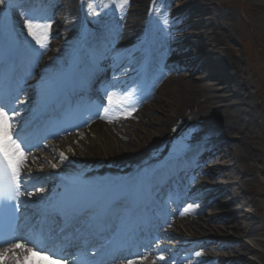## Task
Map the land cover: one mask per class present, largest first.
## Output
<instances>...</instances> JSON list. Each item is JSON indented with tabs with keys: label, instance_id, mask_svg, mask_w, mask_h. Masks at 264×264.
Returning <instances> with one entry per match:
<instances>
[{
	"label": "rangeland",
	"instance_id": "obj_1",
	"mask_svg": "<svg viewBox=\"0 0 264 264\" xmlns=\"http://www.w3.org/2000/svg\"><path fill=\"white\" fill-rule=\"evenodd\" d=\"M13 1L14 0H5V3H0V10H2L0 11V42L4 43L0 45H2L6 51H10V49L13 48V51L10 52V56L13 54L12 58L15 60L17 58V53L14 49L15 44L20 43L24 46H33L34 48L37 47L31 40V37L27 35V30L23 26L24 17L21 15V13L27 11L36 15H41L43 12H47L46 14H49L52 12V10L31 11L28 10L29 7L26 5L20 13L19 9L12 4ZM71 1L75 7H77L78 15L80 17L78 18V23L75 26L74 35L75 49L78 52H81L82 48L86 46L92 50L91 53L97 52L96 55L101 57L102 60L107 55L118 56L120 54L123 55L122 58H124V60L127 56H132L133 58V53L138 50V47H141V45L138 43L130 46L126 51H124L123 49L117 47V37L111 41V44L106 43L102 45V43L99 42L101 40L95 39L94 37H92L93 39L89 38V33L83 31L82 29L83 24L80 22V20L81 18L88 15L89 12L93 13L99 9L103 10L104 8V10H108L106 12L107 15L110 12L117 15L121 13V10L115 9L113 0ZM205 1V7L211 8L212 11L220 14L219 17L216 18V23L222 27L221 30L225 32V36L228 38L226 39L225 43L220 45V51L215 53V48L207 49L201 46L207 35L204 34L205 28L201 27V25H197V23L200 20H207V14L193 18V20L187 24V27L185 26L182 31L178 32L179 34L177 33L175 35L172 45L176 46L180 56L190 63L188 70L186 69V74L191 84L199 89L210 88L213 90L214 94L223 93V82L218 81V72L216 71L214 73L211 70L212 66H214L213 64H215V59L218 60L221 58V56L226 55L241 63L240 76L241 79L248 84L249 93L254 100V114L258 117V121L255 122H250L247 120L240 122L243 124L242 129H244V136L247 138V145L252 152V161L256 162V168L250 173L249 176L250 179H252V183L249 185V189H245L244 192L249 198L255 197V203L251 199H248V201L245 202L237 198L240 194L239 190L235 189V187H232L236 181V178H234L233 171H229V169H219L218 173H228L230 176H232L230 179L227 180L226 178H221V181L218 182L216 186L204 187L203 184H199V186L195 188L194 183L196 182H193L194 180L191 177L193 176V173H197V166H200V164H203V162L190 168L186 178H182L181 180L182 185L183 183L186 185L184 192L189 193L186 195V197L196 190L195 194H193L194 199L186 203H189L188 205L194 206L195 212L192 211V213H190L193 218L192 221L187 220L189 216H185V213L183 214L182 208L180 211L178 209V212H174V201L171 196L155 192L154 189L150 190V188L155 187H153L151 183L145 179V177L139 176L138 181L133 179L131 183H136L130 186H134L132 188V194H135L138 197L141 196L140 199L144 204L148 202V204L155 208L152 211L157 212L158 210L168 217L166 221L158 223L157 229L159 231H165L167 228L171 229L169 232H165V235L163 234L164 237H162L159 242L153 244L155 246L152 247V255L158 254L164 257L162 254H167V256H170V253H174L175 255L180 256L184 255L186 252H199L206 249L207 244H202L201 242L203 241L211 242L212 239L216 241L222 240L235 242L237 240L243 239L248 244L254 246L257 253L261 256V258H257L250 254V258H252L256 264H264V245H256L257 239L264 240V0ZM117 2H119V0H117ZM180 4H182V0H150L149 4L145 7V11L142 12L141 15L143 23H148L152 29L150 32V44L151 41L154 42V40L156 41L163 39V31L170 29L175 30L170 24L172 20L176 22L177 27L184 23V19L182 17L178 24L173 15V12ZM102 5L106 7H103ZM109 5L113 6L109 7ZM134 6L135 1L128 0V4L123 10L128 12V15H132L131 9L132 7L134 8ZM53 13L54 18L50 21H47L55 25L56 29V32L50 34L51 37L49 40L51 42H47L49 45L46 49H37L36 52H33L34 58L30 62L31 64H29V66H32V68L29 71L26 70V74H22L21 81L19 83H17L18 81L13 80V77L10 76L12 77L11 83L13 84L14 94L12 97L4 98L3 103L6 106V110L15 109L18 112V115L15 117L17 121V130L25 128V126L28 124L25 134L31 132V135H35V133H37L40 139L44 138V136L40 133L41 118H39L38 113L41 110V106L46 103L44 101H53L52 108H56L59 105L62 106L69 103L71 100V88L64 87L62 84H56V80L60 79L61 76L59 77L57 74L52 72L43 77L41 73L43 70H45L42 69L43 61L41 60L52 62L50 65L55 64L56 68L61 66L62 72L65 71V58L61 59L60 56L63 54L64 41H62V36L65 35L69 29L67 28L69 19L65 16L63 17L59 13ZM107 19L110 24L115 22V19L113 20L110 18V16H107L106 22ZM91 20L93 21V19ZM11 21L14 23L13 28H2L4 26H8L7 24ZM207 24L210 23L208 22ZM91 26L98 28L93 24H91ZM102 41L104 42L105 39ZM187 41L190 42L189 45H187ZM107 45L109 46L107 48L108 50L100 51L97 49L98 46L102 47ZM153 46L156 45L154 44ZM60 52L62 54L59 56ZM2 53L3 52H0L1 57ZM87 54H89V52L85 54L86 58L88 57ZM120 62L118 64H120ZM102 63L105 65L101 66L100 61L96 62V64L100 67L99 69L108 72V63ZM130 64H133V67L139 65V68H131L129 64L125 67L128 72L124 73L123 76L129 79V81L132 78L130 73L136 74L137 72H141L144 68L142 63L139 61L132 60ZM167 72L170 74L174 73L173 69L170 67L167 69ZM8 74L9 73H6L3 76L1 83H4ZM122 77L120 78L121 80ZM164 78L165 75L162 78V81H164ZM19 79L20 78H18V80ZM104 79L106 81H113L114 77L112 74H110V76L105 75ZM77 80L82 84L85 83V85L87 84L86 81L88 82V79L86 78H77ZM72 85L77 90V85ZM121 87L123 88L121 93L124 96L128 95L133 99V101L140 99V95L128 93L131 92L129 91L131 86L128 89H126L127 86L124 87L121 85ZM85 89L86 91H84V89L82 90L84 91V95L87 98L91 100L98 98L102 100V102H105V99L100 93H98L96 87L92 89L88 87ZM174 89L175 85L170 83L166 89L162 90L161 94L159 93L160 99L157 102L151 101L150 104L153 105L149 106L148 109L143 108L142 105V102L147 100H142L141 103L134 102L138 105L134 104L133 107H131L132 109H136V117L133 118V122L128 123L125 125L126 127L119 128L117 130L116 126L121 127L122 123L127 120V116L123 106H119L117 109H115L113 111V117H115L114 119L116 123L114 124V130H112L113 132L110 134L109 144H107L104 138H97L94 133H92L89 137L90 140H84L78 143H73L75 141L70 139V135H65L62 138L43 139L41 143L49 147L48 149L50 150L48 151V149H43V145L39 146L37 145V142L30 141V136L27 141L31 147V150L26 152V161L21 166L22 170L26 171V173H28L30 176L29 179L27 178L29 184L31 185L29 189L30 193L27 196L29 199L28 202H30L31 198L36 202L59 199L61 194L64 193L60 190L61 185H66L70 189L69 194L66 193V195L63 196L66 198H76L77 201L82 200V193L84 191H82L80 185L83 183H96L99 188L94 190L98 192L99 190L103 189L105 181H107L111 176L120 175V172L125 169L127 165L126 162H122V158L112 157V155H109L108 153H113L114 148H118V145L121 144L126 145V147H132V143H135V145L136 143H139V140L137 139L138 136L145 135V131H152L156 126V123L151 122V118L161 114V108L164 106L163 102L169 99V96ZM17 91L18 93H16ZM196 104H201L205 109V119L200 121V123H190L188 126H185V123H179L178 126L177 124L174 125L170 129L166 146L164 147L159 160L154 162L151 167V173L161 170L172 160V158L180 157L170 154L169 143H172L175 146H184L187 145L193 138H197L199 140L198 143L200 144L201 151L204 152L202 157L204 156L205 158L207 156H212V160L205 161L206 163H223V161H220L215 157L218 154L225 153L227 149L225 145H223V147L219 145L220 147H218L217 141H223L225 143L227 142L226 144H228L232 139L229 137L220 139L217 136L209 135V133L204 134L205 132L203 127L204 123L207 122V119H210V123L211 121L217 122L222 116L221 110H223V107L221 104L214 105L208 102L204 94H201L198 97ZM181 126L185 127L180 129ZM126 128L127 130L125 131ZM185 128L189 130H185ZM185 137L187 139H184ZM24 138H26L25 135ZM88 161H90V163H95L91 161H100L102 166L106 165V168H104L108 171V173L104 171V168H100V165H90ZM77 169L78 171L82 170L84 175L81 177L72 176L71 170ZM98 170L104 171L106 175L103 178L95 175V171ZM113 171L114 174H109ZM175 175L176 174L174 173L173 176ZM87 176H93L97 179V181L88 179ZM173 184L175 187H177L178 183L172 182V190ZM224 188L228 189L222 191ZM212 190L213 192H211ZM127 192H129V189ZM132 194L130 195L133 196ZM99 196L104 200L102 201L104 203L111 197H102L101 195ZM112 196L114 197L113 199H116L119 198L120 194L112 193ZM135 199H137V197H135ZM217 199L219 200L218 202H216ZM232 199L236 200L235 204L231 203ZM220 204H225L226 207L220 209ZM257 207L262 208L261 211H257ZM239 210L246 211L253 215L256 214L259 217L260 223L258 224V234L244 236L241 238L234 236L235 227H241V225L239 224L238 219L229 220L227 216ZM218 216H220L221 220L216 221L215 223L225 227V231H217L210 235L209 233H199L203 231L207 232V224L211 223V220ZM159 246L160 249H157ZM230 246L231 247H226V249L232 248L235 245ZM18 248H12L10 251L0 252L1 264H8L6 262L7 259L4 260L5 255L7 253L9 255L10 253L13 256H16ZM226 255L227 259H232L234 263L237 262V259L233 257L232 253H230V255ZM164 258L166 259V263L164 264H170L171 262L176 263L174 261L175 259L173 261H169L170 257ZM11 260H15V262L18 263L15 257H11ZM22 262L19 263L23 264ZM205 263L206 262L204 261H197L193 264Z\"/></svg>",
	"mask_w": 264,
	"mask_h": 264
},
{
	"label": "bare ground",
	"instance_id": "obj_2",
	"mask_svg": "<svg viewBox=\"0 0 264 264\" xmlns=\"http://www.w3.org/2000/svg\"><path fill=\"white\" fill-rule=\"evenodd\" d=\"M18 3L13 1L14 6H18L20 8L22 5L35 4V7H41L44 9L51 8L53 4L57 0H17ZM135 6L131 9V14L128 15L123 11L117 17V23L114 25H107L105 20L104 10H98L96 12L93 21L89 16L85 18H81L80 22L83 24L82 29L85 32H90L89 38L94 37L98 40L105 41L101 42L102 45L113 41L116 37L118 38L117 47L126 51L130 46L135 44L141 45L138 47L132 56H127L124 60L123 55L120 54L118 56L107 55L105 59L113 62V68L124 69L125 64L130 61L135 60L139 61L143 64L144 70L143 73L137 78L136 83L130 87V91L136 95H143L146 99H149L150 102H143V108H147L152 106L153 104H148L153 102H157L159 98V93H162V90L166 89L169 84L175 85V89L172 90L171 95L167 101H164V106L161 108V114L156 117L151 118V122L156 123V126L152 131H145V135L138 136L139 143H132V147H126V145H118V148H114L113 153H108L115 158H122V162H126V168L120 172L118 176H111L105 181V185L103 189H101V196L108 195L110 192H113L116 189H125L131 179L138 178L139 176H144L147 180H149L154 185L159 184V187L164 188L165 185L169 183L173 179L172 175L169 174L170 171L177 172V175L183 177L187 172L188 167L196 165L202 161L211 160L210 158H202V151L200 148L199 140L197 138H193L187 145H173L169 143V149L171 155L180 156L178 158H172V160L164 166L158 172L151 173V167L154 162L158 161L164 147L166 146L167 137L170 134V129L179 123H185V126H188L190 123H200L205 119L204 108L200 104H196L198 97L201 94H204L205 98H207L208 102L212 104H221L223 110H221L220 119L215 122L207 119V122L204 123V134L209 133L211 136H217L220 139L229 137L232 140L226 144L225 142L217 141V146L220 147L225 145L227 151L222 154H218L215 158L223 163H213L209 164L211 167L207 166V168H203L200 173L195 176V188L199 186V184H203L205 186H216L218 182H220L221 178L230 179L228 173H218L219 169L225 168V170L233 171L234 178H236L235 183L232 187L239 190V197L241 201H248L251 199L253 202L255 197L249 198L248 195L245 194L244 190L249 189V185L252 183V179H250V173L255 170L256 162L252 161V152L247 145V138L244 136V129H242L241 121H250L255 122L258 121V117L254 114L253 110V98L251 97L248 84L241 79V63L235 59H232L226 55L221 56L218 60L215 59V64L212 66L211 70L215 73L218 72L219 75L218 81L223 82V93L222 94H214L213 90L210 88H197L192 85L188 80V76L186 74V69L188 70L189 62L184 60L180 56V53L176 49V46L172 45L174 42L175 35L182 31V29L189 22L193 20V18L198 17L200 15L207 14V20H200L197 25H201V27L205 28L204 34L207 35L206 39L203 41L201 46L204 48H215V53H218L220 45L225 43L226 39L225 32L222 31V27L216 23V18L219 17L220 14L215 13L211 10V8L205 7V0H182V4L178 6V8L173 12V15L179 24L180 19L183 17L184 23H182L179 27L176 26V22L172 20L170 24L174 27L175 30H166L162 33L163 39L156 43V46L146 44L148 43L150 37L149 33L152 31L151 27L148 23H143L141 18L142 12L145 11V7L149 4L150 0H134ZM58 11L60 14L69 19V23L67 28V32L62 36L63 43V54L60 52V58H65L64 69L67 70L71 68L76 62V69L80 71L78 75H84L86 72H89L91 63L89 61H96L98 59L94 54L89 55L86 59L85 54L90 49L88 47H83L81 52H78L75 49L74 43V35H75V26L78 23L79 15L77 13V9L71 0H59ZM56 9V7L54 8ZM207 10V11H206ZM104 15V16H103ZM121 20V21H120ZM210 24H207V23ZM91 24L96 25L98 28L91 26ZM8 26H4L2 28H13L14 23L11 21L7 24ZM56 32L55 25L51 24L50 34ZM179 34V33H178ZM48 42L51 41L48 39ZM153 42V41H151ZM155 42V41H154ZM0 44H4L0 42ZM190 42L187 41V45ZM49 45V44H48ZM2 48V45H0ZM109 46H98L97 49L100 51L108 50ZM33 46H24L18 45L17 52L18 55L23 54L22 60L23 62H31L34 58L33 56ZM5 51V50H4ZM24 51V52H23ZM122 51V50H121ZM6 52V51H5ZM179 53V54H178ZM25 54V55H24ZM32 55V56H31ZM31 56V57H30ZM122 58V63L117 65V62ZM43 61L42 75L45 77L48 73L54 72L57 76L65 75V72H62L61 66L56 68L55 64L50 65L52 62ZM20 64L23 66V64ZM19 65V63L17 64ZM172 68L174 73L170 74L167 72L168 68ZM200 67V66H199ZM6 64H3L0 68V73L5 71ZM134 69L138 68L133 67ZM124 71V70H123ZM123 71H118L119 75ZM15 72H20V69L16 67ZM116 72V71H115ZM124 74V73H123ZM164 81H162V78ZM1 76V74H0ZM71 76L69 75L67 78L69 79ZM114 81L110 85H105L104 82L98 84V88L102 91L106 88L109 89L111 85L117 84L116 88H121V85L126 84L127 87L129 79L126 77H122L123 80H119L117 75L114 77ZM57 82V80H56ZM115 82V83H114ZM163 82V83H162ZM119 85V87H118ZM105 86V88H104ZM121 91V89H120ZM151 96V97H150ZM117 103L125 106V98L114 97L113 98ZM161 101V100H160ZM125 103V104H124ZM124 108H129L125 106ZM89 117L91 124L85 125L86 127L83 130L76 131L74 134V138L72 140L75 143L90 140V136L94 133L97 138L102 137L106 140L107 144H109L110 134L114 130V124L116 121L114 118L107 117L106 122H100L97 120L98 111L95 106V102H92V105L89 107ZM134 109H130L126 111L127 120L122 123L121 127L116 126V130L119 128L126 127L125 125L133 122V118L136 117ZM224 112V114H223ZM192 119V120H191ZM150 121V120H149ZM191 121V122H189ZM181 126L180 129H182ZM127 128L125 129V131ZM185 130H189L185 128ZM96 133H95V132ZM243 134V135H242ZM125 135V134H124ZM88 136V137H87ZM152 136V137H151ZM151 137V138H150ZM76 138V139H75ZM184 139H187L186 137ZM92 143V142H91ZM95 143V142H94ZM225 143V144H224ZM135 147L133 148V146ZM220 145V146H219ZM132 148V149H130ZM95 163H88L90 165H100V168H104L100 164V161H91ZM106 168V167H105ZM104 168V171L108 173V171ZM167 169V170H166ZM166 170V171H165ZM102 170L95 171V175L103 178L106 173ZM165 171V173L161 176V174ZM72 176L81 177L84 175L82 170H71ZM114 174V171L109 173ZM90 175V174H89ZM94 175V174H93ZM168 178H166L167 176ZM88 179L97 181V179L93 176H87ZM117 179V180H116ZM102 185V184H101ZM81 186L82 190H89L90 192L94 190V188H99L96 183H83ZM25 187V186H24ZM23 187V188H24ZM78 187V186H76ZM237 187V188H236ZM228 188L222 189V191L227 190ZM233 189V188H232ZM60 190L64 193L68 192L70 189L66 185H61ZM177 192L180 195V189ZM182 192V190H181ZM213 192V190L211 191ZM217 196V194H216ZM93 198V197H92ZM179 201V200H178ZM219 200L217 199L216 202ZM236 200L232 199L231 203L235 204ZM128 200L125 197H122L121 204L117 207V210L110 214L111 222H115L114 219L119 212H122L128 205ZM255 203V202H254ZM225 204H220L219 208H225ZM262 208L257 207V211H261ZM192 211L195 212L194 206H188L185 210V216L188 215L189 218L187 220L192 221L193 218L190 213ZM258 213V212H257ZM229 220L238 219L241 227H235V237L241 238L244 236H250L258 234V224L260 223L259 217L255 214H249L246 211H236L233 214L227 216ZM186 218V217H184ZM227 219V220H228ZM186 220V221H187ZM221 220L220 216L213 218L211 223L207 224V232H199L201 234H213L214 232L225 231V227L216 224V221ZM105 223H109L105 221ZM170 229H166L165 231H169ZM163 231L162 233H164ZM95 233V232H94ZM97 233H99L97 231ZM98 238V235H94ZM88 239V237H84L83 240ZM64 240L66 243L65 250L61 253H65L70 250L76 249L74 243H72L66 236L64 235L58 242ZM96 241V240H95ZM209 242V243H208ZM202 244H207L206 249L201 250L199 252H186L184 255H175L174 253H170L169 259H175L176 263H184V264H193L197 261H204L205 264H256L252 258H250V254L261 258V256L257 253L254 246L248 244L245 240H237L235 242L230 241H203ZM230 245H235L232 248L226 249V247H231ZM256 245H264V240L257 239ZM125 249V248H124ZM124 249L120 250V254H124L126 251ZM126 250V249H125ZM148 252V251H146ZM199 253V255H197ZM230 253L233 254V257L237 259V262H233L232 259H227V255ZM162 256L154 255L151 256L150 253H147L140 259L136 261H130L131 264H157V263H165L166 259H161ZM234 258V259H235ZM31 260V264H43L41 262V256L34 254L28 256V260ZM129 264V262H128Z\"/></svg>",
	"mask_w": 264,
	"mask_h": 264
},
{
	"label": "snow or ice",
	"instance_id": "obj_3",
	"mask_svg": "<svg viewBox=\"0 0 264 264\" xmlns=\"http://www.w3.org/2000/svg\"><path fill=\"white\" fill-rule=\"evenodd\" d=\"M0 3H5V0H0ZM127 4L128 0H119V2L113 0L115 9L121 11ZM113 5H109V7ZM21 15L24 17L23 26L27 30V35L31 37V40L37 46L33 48V51L46 49L51 23L47 22L46 17L32 12L25 11ZM107 99L111 103L112 97L108 96ZM16 115H18V112L15 109L6 110V106L0 103V206H3L5 201H10L22 194L20 191L21 166L26 161V152L31 150L28 141L22 136L21 131L16 128Z\"/></svg>",
	"mask_w": 264,
	"mask_h": 264
}]
</instances>
